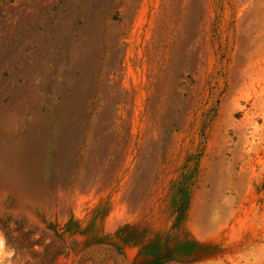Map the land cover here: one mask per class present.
<instances>
[{"label":"rangeland","instance_id":"rangeland-1","mask_svg":"<svg viewBox=\"0 0 264 264\" xmlns=\"http://www.w3.org/2000/svg\"><path fill=\"white\" fill-rule=\"evenodd\" d=\"M0 264H264V0H0Z\"/></svg>","mask_w":264,"mask_h":264},{"label":"bare ground","instance_id":"bare-ground-1","mask_svg":"<svg viewBox=\"0 0 264 264\" xmlns=\"http://www.w3.org/2000/svg\"><path fill=\"white\" fill-rule=\"evenodd\" d=\"M4 255V252H3V246H2V241L0 239V262L2 261V257Z\"/></svg>","mask_w":264,"mask_h":264}]
</instances>
